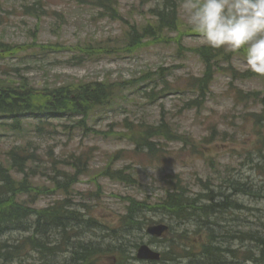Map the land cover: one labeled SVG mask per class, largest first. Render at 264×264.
I'll list each match as a JSON object with an SVG mask.
<instances>
[{"label": "rangeland", "instance_id": "374dc122", "mask_svg": "<svg viewBox=\"0 0 264 264\" xmlns=\"http://www.w3.org/2000/svg\"><path fill=\"white\" fill-rule=\"evenodd\" d=\"M111 1L115 16L109 10L91 5L89 0H0V42L16 49V55L0 56L1 80L17 85L24 82L39 91L78 81L121 83L123 90L126 88L110 107L94 114L88 124L91 131L79 129L78 119L44 116L41 123L26 115L18 119L19 128L13 129L14 118L0 117V162L7 167L6 154L12 148L25 149L36 160L28 166H36L40 171L32 182L47 187L51 177L62 178L61 174L55 176L56 171L73 172L61 161H67L71 155L91 157L88 172L73 186L72 200L76 204L85 203L90 213L97 216L100 226L91 231L79 228L75 231L81 235L85 232L79 241H100L102 246L110 243L102 239L109 231L108 226L116 225L119 214L123 213L124 198L153 202L167 189L161 181L164 174H180L190 194L211 193L215 196L211 204L226 201L228 205L237 202L244 207L243 210L229 208L223 214L216 212L209 218L217 223L211 225V232L217 236L216 245L222 249L229 247L232 252L224 260L245 264L247 256L252 253L257 257L261 248L239 236L251 231L264 237V146L260 144L264 139V120L257 123L253 118V114L262 113L261 105L238 104L234 95L236 89L264 94V78L247 69L243 51L233 53L223 49L232 60L218 61L222 70L214 76L210 93L204 100L199 98L200 105L189 108L184 103L197 95L184 91L187 78L199 77L204 71L196 50L210 47L188 24L183 0H176L179 29L185 30L181 37L176 31L163 32L158 42L146 38L134 48H125V34L133 28L141 32L146 25L153 24V9L161 7L162 0ZM223 68L226 71L232 68L243 79L231 78L223 73L226 72ZM173 84L179 88H173ZM164 87L170 91L160 92ZM174 89L177 92H172ZM152 91L154 94L150 95ZM162 117L173 131L192 140L194 147L166 142L157 146L162 149L157 156H137L132 144L126 141L129 132L124 129L125 122L129 126L139 122L158 125ZM37 125L42 127L40 131ZM116 151H122L123 155L113 163V168L135 176V183L116 182L99 175ZM20 178L15 175L16 180ZM230 181L232 186L241 183L245 193L232 189ZM59 198L61 193L40 196L36 206L46 207ZM145 217L173 227L164 242L150 244L155 251L166 252L170 241L179 243L181 233H187L188 237L198 228L191 222L177 223L158 211L146 213ZM29 234L14 232L3 239L20 241ZM137 237L138 245L148 241V236ZM124 247L129 250L127 256L131 252L136 254L137 248ZM233 254L236 257L232 258ZM119 260L118 255L110 253L98 257L97 264H116ZM0 264L76 263L70 261L69 254L49 256L29 250L18 261ZM256 264H264V258Z\"/></svg>", "mask_w": 264, "mask_h": 264}, {"label": "trees", "instance_id": "16d2710c", "mask_svg": "<svg viewBox=\"0 0 264 264\" xmlns=\"http://www.w3.org/2000/svg\"><path fill=\"white\" fill-rule=\"evenodd\" d=\"M89 1L91 5L109 10L112 16H115V10L110 5L111 0ZM161 3V7L153 9L155 15L151 23L154 25H146L145 28L141 29V32L135 31L133 28L132 31L125 34L127 40L125 48H134L141 41H145L146 38L158 42L163 38V32L166 34V32L176 31L179 37L185 33V30L179 29L180 18L176 0H162ZM103 51L107 52L105 49ZM2 53L13 55L16 53V49L0 42V56ZM196 54L201 57L204 71L199 77L187 78L184 91L197 95L196 99L184 103L191 109L200 105L198 103L199 98L204 100L210 93L209 89L214 81V76L219 70H222V67L217 64L218 61L229 62V60H232V56L225 53L223 49H210L206 46L197 49ZM223 73H228L231 78L237 80L243 79L241 73L234 71L232 68H230V71L227 70ZM245 77H248V73ZM262 77L264 78V76ZM18 84L0 79V115L6 118H14L13 125H11L13 129L19 128L18 119L21 116L29 115V117L37 118L41 123H44V116L52 119H78L79 129L91 131L88 124L94 114L103 108L110 107L115 98L119 96L118 94L126 89L123 90V84L121 83L112 84L106 81H78L77 83H66L43 91L28 87V84L24 82ZM172 87L179 88L174 84ZM175 89L172 92H177ZM236 90L235 101L238 104L252 102L261 105L262 113L253 114V118L257 123L264 120V94L260 91L242 93V91ZM161 91L165 93V91L169 92L170 89L164 87ZM160 92L159 94H161ZM149 94L153 95L154 93L152 91ZM36 129L40 131L42 127L37 125ZM124 129L129 132L126 141L132 144L133 153H136L137 156H151V154L157 156L162 153H160L162 149L157 146L166 142L183 143L191 149L194 147L192 140L173 131L165 117H162L158 125L139 122L135 126H129L125 122ZM260 144L264 146V139L261 140ZM122 155V151H116L110 157L107 167L99 172V175L116 182L135 183V176L126 174L124 169L116 170L112 166L117 159L122 158ZM6 156L9 165L6 167L0 162V263L18 261L30 250L49 256L69 254L70 261L76 264H97L98 257H105L110 253L121 258L116 264H135L134 262L139 261L132 255V252L130 256H127L129 250L125 249L124 246L126 245L131 249L137 248L138 244L135 243L137 236L145 235L144 231L147 226L163 223L161 220L153 222L145 217L146 213L158 211L162 215H168L170 219L177 221V223L186 224L191 222L198 228L188 237L187 233H181L179 236L182 240L179 243L170 241L167 244L169 249L166 252L160 251L161 258L159 261L146 263L236 264L234 261L224 260V257L232 254V252L229 247L222 249L219 245H216L217 236L211 232V225L217 223L209 217L216 212L223 214L229 208L243 210L244 207L237 202L229 205L226 201L211 204L209 202H212L215 198L211 193L204 195L201 193L190 194L191 190L185 186L180 174H164L161 181L167 189H165L163 195L157 197L153 202L139 201L133 197L124 198L123 213L119 214L116 225L113 223L114 225L108 226L107 231H109L102 239L103 241L109 240L110 243L102 246L100 241L94 243L93 241H79V236H83L85 232L81 235L79 231H75L78 228L83 231H91L100 226L97 222V216L90 213V209L85 203L76 204L72 200L73 186L78 182L80 176L88 172L87 166L91 157L88 155H71L69 159H65L67 161H61V164L72 169L73 172L56 171L55 176L61 174L62 178L56 180V177H51L52 182L46 187L32 182L37 176V172L40 173L36 166L33 168L28 166L29 163L34 164L36 161L35 155L30 154L25 149L19 151L17 148H12ZM15 175H19L21 178L16 180ZM200 184L205 185L206 183ZM229 184H231L232 189L245 193L241 183H236L239 186H232L233 182L230 181ZM54 193H61L62 198L55 199L46 207L36 206V201L40 196H48ZM168 226L167 234H170L173 227ZM14 232H29L30 234L20 241L11 242L10 240L9 242L3 239L4 236ZM53 236L60 239L56 240L57 238H53ZM239 237L245 242H255L261 248L260 255L257 257L252 253L247 258L244 257V259L246 258L245 264L250 261V264H256L259 259L264 258L263 236H260L257 232L249 231L244 232ZM164 241V239L148 238L147 243L155 245ZM192 241L195 242L194 245ZM168 254L170 256L167 258L166 255ZM234 256L236 257L234 254L231 257Z\"/></svg>", "mask_w": 264, "mask_h": 264}, {"label": "clouds", "instance_id": "9594fccd", "mask_svg": "<svg viewBox=\"0 0 264 264\" xmlns=\"http://www.w3.org/2000/svg\"><path fill=\"white\" fill-rule=\"evenodd\" d=\"M182 6L210 48L243 51L247 69L264 76V0H183Z\"/></svg>", "mask_w": 264, "mask_h": 264}, {"label": "water", "instance_id": "95a60500", "mask_svg": "<svg viewBox=\"0 0 264 264\" xmlns=\"http://www.w3.org/2000/svg\"><path fill=\"white\" fill-rule=\"evenodd\" d=\"M166 230H167V226L160 224V225L148 227L146 232L151 236L161 237L164 235ZM136 258L142 261L144 260L157 261L160 259L159 253L153 251L149 246L145 244L139 247V249L137 250Z\"/></svg>", "mask_w": 264, "mask_h": 264}]
</instances>
